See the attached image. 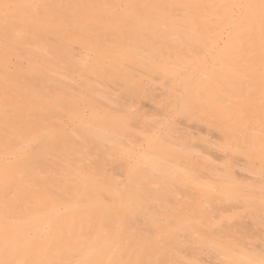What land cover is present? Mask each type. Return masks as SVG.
Segmentation results:
<instances>
[{"label":"rangeland","instance_id":"obj_1","mask_svg":"<svg viewBox=\"0 0 264 264\" xmlns=\"http://www.w3.org/2000/svg\"><path fill=\"white\" fill-rule=\"evenodd\" d=\"M261 262L264 0H0V264Z\"/></svg>","mask_w":264,"mask_h":264},{"label":"bare ground","instance_id":"obj_2","mask_svg":"<svg viewBox=\"0 0 264 264\" xmlns=\"http://www.w3.org/2000/svg\"><path fill=\"white\" fill-rule=\"evenodd\" d=\"M208 186H211L210 184H207ZM256 264H258V263H256ZM260 264H263L262 262L260 263Z\"/></svg>","mask_w":264,"mask_h":264}]
</instances>
